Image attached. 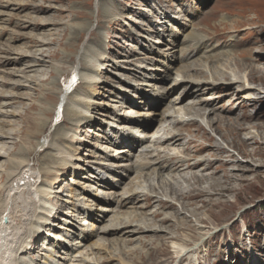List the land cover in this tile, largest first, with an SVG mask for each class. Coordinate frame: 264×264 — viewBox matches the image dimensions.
Segmentation results:
<instances>
[{"label": "rangeland", "instance_id": "obj_1", "mask_svg": "<svg viewBox=\"0 0 264 264\" xmlns=\"http://www.w3.org/2000/svg\"><path fill=\"white\" fill-rule=\"evenodd\" d=\"M49 5L53 8L50 7L47 9V6ZM163 12L168 13V26L161 25L159 22H157L163 20ZM50 15H56V17H58L55 19L53 18L57 23L54 26L52 25L54 21ZM35 16L48 18L49 22H51H48L43 28L41 27L40 23H35L37 22L33 19ZM76 25H80V27L84 25L82 36L79 40L77 39L78 43L76 53L79 55V52L82 49H86L88 52H94L95 48L96 52H100L103 54V56H106V58L101 60L103 66L98 70V72H96L98 77L102 80V82L96 84V89L99 94L98 96L96 95L93 97L97 103L103 104L99 105L100 108H98L96 105H93L91 109L92 114L104 122L94 120L89 123L79 124L78 130H76L77 132L74 131V134L76 137L81 138L82 140H79V143L77 142L78 140L75 142L66 141V144L69 145L71 143L70 145L78 147L76 155L78 154L77 157H79L83 162L73 161V163L79 167H83V170H73L72 168H67L64 171H61L59 174V179H61V182L55 184L53 187L54 191H56L53 193L55 197L50 198V201L51 204L58 203L60 206L64 205L60 199H66L67 197L65 195L70 194V191H75L76 193H81L79 197L84 196V198H86L85 204H91L95 209L97 207L103 208V206L113 209L115 208L116 204L110 203L109 207L108 204L97 203L91 196V193H99V195H103L100 194L101 190L99 189L102 188L99 187L101 184H97L98 182L93 183V177H95V175L92 174L95 172L97 176L98 171L100 172L102 170L99 169L98 165H95V163L86 164V161H96V163L105 162L108 164L111 163L114 166L123 164L132 166L133 168L136 167L137 163L144 162V160H142L144 159V155L143 153H139L141 150L139 148L135 151L129 152L130 158L128 160H115L113 156L107 158V156H104L103 152L99 150V148H105V150L108 152V154L110 153V155H125V152H117V150H120L118 145H108L103 139V137H105V133L103 132L106 128H110V126L107 124H113V122L108 117L103 115L106 113L112 114L113 109L118 111L121 108L122 111L120 110V113H116L115 111L114 114L116 116L123 114V110L124 112L129 113L130 110L128 111L127 109L131 106V102L138 100L136 97L129 96L130 92L132 94H134V92L133 90L127 92L129 88L125 85V83H137L138 87L149 89L148 92H144L147 94L146 97L154 98L151 101V109L146 107V109L131 107L133 111L137 110L140 112V115H138L137 118L138 121H140L139 118H141V112H145L146 114L150 112V116H144L146 128L142 132H140V128L138 126L133 124H130V130L136 135L141 136V138L148 136V139L146 138L147 140L145 141V144L148 145L147 148L150 149L149 152L152 151L150 154H156V151H153L154 147L160 151L166 148V145H159L157 147V144L151 142L154 137L155 129L161 123L162 112L173 98L177 97L178 99L180 98L183 100L185 95V92H183L184 89H182V87H176L175 89L170 90L172 81L175 78L176 68L187 63L188 61V59H186L188 56H186L184 59L182 58L183 54H186L185 49L188 47L192 48L197 39H199V43L203 41L205 44L207 42L203 49L198 53L200 58L203 60L204 57L209 54L216 55L220 54V52H223L225 53V57H219L220 61L218 60V64H221L225 60L222 65L228 64L229 67H232L231 63L234 60L238 61L245 50H250L248 54L252 56V58L259 57L261 54L264 55V0H0V60L2 61L0 63V81H6L4 82V85L3 83H0V93L5 92V94L17 95L10 98L0 96V106L2 103H9L4 107L1 106L0 111L9 112L12 109L18 110V116H7L0 114V125H4L2 128L7 130L10 127L9 129H13L12 132L17 134L12 135L13 138L1 139L2 141H9L6 143V145L12 147V151H10L11 153L18 151L22 146H26L28 144L33 145V143L38 140V138H43L46 140V144L43 146L44 148L37 146L33 153H29L30 151H24V153L22 152L25 156L28 155L27 158L30 162L28 167L19 169L18 171L16 170L17 173L15 172L14 177L11 178H6L3 173H0V187L2 188H0V198L2 197L0 202L2 205H0V231L2 232L3 237V239L0 241H6L2 244L4 246H0V253L7 251L14 245L16 246V244L20 241V239L17 240V237L21 234H24L25 232L27 233V229L29 227L27 222L28 219H30L29 214H31L34 209V206H32L30 201L33 200L34 197L36 198L34 183H38L42 179L40 174H38V170L44 164L42 158L54 153L53 149L46 148V146L52 142L54 137H56V133H58L57 130H64L66 127H68V124L60 123L61 118L63 117L61 113L62 105L55 106L56 108L54 109V113L50 118H48V125L46 129L38 137H30L28 140H25V137L23 136L25 134L24 130H33V124L31 121H34L37 119V117H40V106H51L50 104H52V102L49 103L44 99L40 100L43 94L50 93L52 94L51 97L54 98V91L59 89H69L70 92H73L75 89L77 90L80 82V79L77 75L70 74V69H73V66H77V63H79L77 54V57L74 55V58L71 59V61H68L69 58L66 56L67 60L65 63L61 62L59 57H56L54 60L44 58L50 62L47 63V66L48 64H51L52 66L55 65L60 69L63 68L67 71V73L65 72L63 76H58L56 80L53 79L54 75L48 77V75L44 74L43 77L45 82L51 80L46 86H50L52 89L56 88L55 90L49 91L50 89L45 90L44 83L37 81L39 84L36 86L31 82V80L27 81L25 78L21 77L24 75H33V69H35L37 66H33V68L30 67L26 70V72H20L23 68H25L24 62L27 61L31 63V61H33L32 58L25 57L22 60H18L19 62L16 63L13 62L12 58L19 57V55L15 53L17 50L14 53L13 51L10 52L8 50H12V47L14 46L23 47L24 44H30L29 37L31 36L42 38V35L45 34L44 38H51L52 40L57 38L56 40H60V42H57L54 47L63 53V51L65 52L64 48L69 40V36H75L73 32ZM61 27L63 32H56L55 29ZM99 35L101 37L100 40L98 39ZM145 36L146 38H144ZM224 38H226V43H222ZM155 40H162V43H157ZM229 41H231V43H229ZM46 47V45H40L35 48L30 46L29 48L27 47L25 49H28V51H33L34 49H44ZM150 48L156 49L155 52L148 54L147 51ZM19 51L20 50H18V52ZM227 52L228 54L230 52L234 54L228 55ZM239 52H242V54L238 55ZM163 54L168 55L165 56ZM36 56L39 57V55ZM7 58H11L12 60L5 62ZM217 58L218 57H216V59ZM175 59L177 60L175 62L176 65L174 66L175 68L170 69V71L165 69L163 63L159 64L154 62L155 64H153V62H151L161 61L164 62V64H170ZM141 66H144L145 68L152 67L159 70H145ZM140 73L146 74L147 76L141 77ZM67 77H71V80H65ZM154 77H156V82L153 80L155 79ZM76 78L78 79V84L73 88H68V81H73ZM18 82L19 85L17 87H13V83ZM143 82L144 84L154 83V86L151 88L149 86H143ZM247 84L248 86L256 88V91L264 92V83H260L259 81H249ZM32 89H34V91ZM198 89L199 90L195 95L192 94L194 96L184 98L182 101L183 106H185L186 103L189 104L191 101L196 99H209L213 93L216 94L215 98L218 99V95L223 92L204 89L203 85ZM244 91L245 90L239 91L237 93L235 92L236 96H234L235 93L230 92L228 96H223L222 98L218 99V109L215 108V113L224 115L226 114V116H235V114H243L246 112L244 110H247L248 107V109H250L253 113H258L260 115V119L257 118V120L254 121H259L258 123H260L261 127H263L262 123L264 122L261 121H263L262 119L264 118V99L258 101L254 107L248 105L241 107L239 104L244 101L242 100V97L246 95ZM255 92L248 94L250 97H256L257 95ZM121 98L128 101L123 104L124 102H122ZM137 104L141 106V103L137 102ZM105 105L108 106L105 107ZM147 105L148 103L143 106ZM220 106H224L226 111L231 109V112L220 110L222 109ZM194 107L201 108L203 106L200 107L197 104ZM218 111L220 112L218 113ZM201 112L204 113L205 111H202L201 109ZM131 116L132 115H130V117ZM211 117L214 119L216 116H213L212 114ZM249 127L250 128L247 132L248 134L241 133L237 138L232 137L235 142L234 148L227 147V149L224 150V154H227L228 152L231 153L234 155L231 159L239 160V167L246 166L252 170L248 172L245 171L246 174H244V180H240L239 177L238 180L231 181V184L234 185L232 187H235V190L225 193V196L220 198V201H223L224 204L217 206L211 205L215 202L213 198L210 203L209 198L197 199L198 201H196V206H198L200 210L198 211L199 213H197L200 214V216H202L204 213L209 214L211 218L210 223L218 225L206 226L205 228L207 230L205 231H208V233L203 237L204 240L202 239V241L198 242L197 246L195 245V248H186L187 251L195 249H197V251L194 254L189 251V253L186 254V256L189 257L185 258V256L182 259V253L178 254L175 252L176 249H174V246L172 247L171 244L173 239L170 238H164L162 240L157 238L159 240H156L150 244H147L148 242L141 243L137 240L129 241L126 242V244H123L122 241L117 245L118 249H123V247H126L125 249L127 250L129 248L135 247V250L131 252L132 254H129L128 256L130 261L136 262L138 259L142 261L144 260L145 262L143 264H264V137L260 139V137L257 136L259 131L255 130L251 126ZM75 129H77V127H75ZM206 131L215 137V139H218L221 146L224 147L226 145L225 142L221 141L219 136L215 134L211 128L206 127ZM158 134H160V132ZM252 134L257 136L254 143L249 139L246 140L248 135L250 136ZM198 141L203 142V140L199 139ZM227 141H230V139L226 138V142ZM205 143L207 144V142ZM108 149H113L114 151L111 152V150ZM172 149L173 150L167 152L170 154L177 152L178 156H184L180 151L181 148L179 146L175 145L172 147ZM246 150L253 151L255 157L248 158V156L243 154V151ZM103 157H106L105 160H102ZM198 158L199 157L192 158L191 161L197 160ZM2 161L5 162V157H0V162ZM156 164L157 163H154L150 166H145L146 168H143L144 173L141 172L142 174H137L138 172L136 173L133 171L128 178L123 179V182H121L122 184L120 183L119 186L115 188L116 192L120 194L123 187H126L125 185L128 184L129 179L134 177H139L135 178V181H140L141 184H144L145 180H148L149 182L152 180L154 185H156L155 182L158 180L157 176H155L156 171L152 172V166L157 168L158 165ZM228 164L229 165H226L225 168L226 170L230 171L233 163ZM197 169L198 168H194L193 170L198 171ZM123 170L124 168L119 166L110 167V170L103 171L102 175L104 173L110 177L113 176L114 179H119L118 173L125 172ZM115 171L118 172L115 173ZM175 171L173 170L171 173L170 170L166 168L165 170L158 173L169 177L170 175H175ZM147 173L149 174L147 175ZM108 182L115 184L114 180L111 179L110 181L108 179ZM171 182L174 184L175 181L171 179ZM83 188L86 189L88 193H83ZM94 188L96 190H94ZM158 190L159 189H157V191ZM119 197L120 196H118V198ZM138 198L139 200L135 204L136 207L131 205H123L124 208L122 207L123 209H120L119 211H131L132 209H136L137 212H144L142 217L148 218V216L145 215V211L148 213L151 212L154 210V207L158 206V203L152 198L154 201L153 205L147 207L144 205L143 196H139ZM141 205L144 206L141 208L142 210L137 209V207ZM177 206L179 207V204H177ZM72 209L73 208L69 209V211L67 209L68 213H71ZM179 210L180 208L178 211ZM187 210L185 209V211L182 212V215L187 216V220L194 222V218H192V220L189 218L190 213ZM167 211L171 213V210ZM74 213L76 212L73 211L72 215ZM95 214L97 215L99 212H96ZM113 214L114 212H109L108 215L111 216ZM57 215L60 216L59 214ZM80 217L82 218V215H80ZM95 218H97V216H95ZM52 220L55 222V224H57V227L60 226L64 229L69 228L70 231L72 230L74 232H79L78 229H75L71 226H65L55 218ZM91 222L95 227L92 226L91 228L87 224H91ZM81 223H84L83 225L86 226V230L88 231L95 229L96 226L99 225V223H96V221L93 222V220L89 218L84 220L82 219ZM74 224L79 229H83V226H81L79 223L74 222ZM45 228L49 229L50 233H60V239H63V233L59 230L57 231V228H49V226H46ZM45 231L47 230H44V232H41L38 236H36L35 239H33L32 250H30L31 246L28 247V253L30 252L32 255H34L33 259H36L35 264H43L44 261V248L48 243V241L44 242L48 239L47 238L45 240ZM160 233L165 234V232ZM207 236L210 237L208 238ZM75 237L76 241L78 239V241L81 240V237L78 238V236L74 235V238ZM102 237L103 236L96 232L93 236H91V238L89 237L80 244L84 243L85 245H92L94 242L99 243L103 241ZM108 237L110 238L112 235H109ZM24 239H22V241ZM30 239L31 238L27 239V241ZM65 241H68V239ZM49 242L52 244L54 243L55 245L53 239H50ZM104 242L106 245H94V248L88 247L87 249H82L81 247L77 250H82L81 253L73 251L72 256H67L69 261L62 259L57 260L63 264H92L91 262L89 263L83 260V258H85L84 253L93 252L90 256L96 258L97 256L107 257V252L110 250L114 251L110 248V245H107L108 242ZM156 244L161 245L158 247V251H156L154 248H151ZM15 246L12 248V251L10 249L11 252H9V255H7V257H11L9 258L11 262L9 259L7 260L8 264H23V260H18L17 256L15 255V253L17 254V252H15L17 247ZM97 246L101 249H98ZM53 249L59 250L56 245L53 247ZM121 252L124 251L121 250ZM146 252H150V254L148 255ZM58 255L61 257L64 256L63 254L61 255V253H58ZM194 257H197V259H194ZM30 259L31 258L28 257V261ZM33 259H31V261H33ZM98 264H101V260L100 263L98 262ZM106 264H119V262L115 260L114 257L111 262Z\"/></svg>", "mask_w": 264, "mask_h": 264}, {"label": "bare ground", "instance_id": "obj_2", "mask_svg": "<svg viewBox=\"0 0 264 264\" xmlns=\"http://www.w3.org/2000/svg\"><path fill=\"white\" fill-rule=\"evenodd\" d=\"M47 7H48L47 9H49L52 6L49 5ZM162 14H163V20L157 22H159L161 25L168 26L169 25L168 13L163 12ZM50 16L54 21L52 25L53 26L56 25L57 23L54 19L58 17H56V15H50ZM33 19L37 21L35 23H40L41 27L43 28L49 22L48 18H44V17L35 16ZM55 30L58 33L63 32L62 27L57 28ZM83 31H84V25H82L81 27L80 25L75 26L74 32L72 31L73 34H75V36H69V40L64 48L65 52L63 51V53H61L60 51H58L57 48L54 47V45L57 42H60V40H56L57 38L53 40L51 38H44L45 34L42 35V38L31 36L29 37L30 44H24L23 47L14 46L12 47V50L9 49L8 51L10 52L13 51L14 53L17 50L15 53H17L19 57L12 58L13 62L16 63L19 62L18 60H22L25 57L32 58L33 61H31V63L27 61L24 62L25 68H23L20 72H26V70L29 69L30 67L33 68V66H37L35 69H33V75H26V76L24 75L21 76L22 78H25L27 81L31 80V82L36 86L37 84H39V82L44 83L45 90H49V89H50L49 91L55 90L56 88L52 89L50 88V86L49 87L46 86L47 83H50L49 81L51 80L45 82L43 77L44 74L48 75V77L54 75L53 79L56 80L58 76L59 77L63 76L65 72L67 73V71L64 70L63 68L60 69L58 66L55 65L52 66L51 64H48L47 66V63L50 62H48L44 58L54 60L56 59V57L57 58L59 57L60 61L65 63L67 60L66 59L67 56L69 58L68 61L69 60L71 61V59L74 58V55L76 54L78 55V53H76L77 51L76 48L78 43L77 41L82 36ZM144 38H146V36ZM98 39L99 40L101 39L100 35L98 36ZM155 42L162 43V40H155ZM222 43H226V38L222 40ZM229 43H231V41H229ZM206 44L207 42L204 44L203 41L199 43V39H197L196 43L193 44L192 48L188 47L187 49H185L186 54L185 55L183 54L182 58L184 59L186 56H188L186 58L188 59V61L187 63L182 64L178 68H176L175 78L172 81L170 90H173L176 87L178 88L182 87V89H184L183 92H185L183 100L184 98L194 96L196 92H198L199 90L198 88H200L202 85L204 86V89H209L212 91H219V92L223 91L220 95H218V99L222 98L223 96H228L230 92L237 93L239 91L245 90L244 93H246V95L242 97V100L244 101L239 104V106L241 107L246 105L254 107V105H256L258 101L264 99V92L256 91L257 90L256 88L252 86H248L247 84V82L249 81H259L260 83H264L263 54L259 55V57L252 58V56L248 54L250 50H245L243 54L242 52H239L238 55L242 54V56H240L238 61L234 60L231 63L232 67H229L228 64L222 65L225 60L221 64H218V60L220 61L219 57H223V56L225 57V53L223 52H220V54H216V55L209 54L205 56L204 59L202 60L198 55V53L200 50L203 49L204 45ZM40 45L41 46L46 45L47 47L44 49L41 48L34 49L33 51H28V49H25L27 47L29 48L30 46H33L35 48ZM215 45H219V44H215ZM18 50L20 51L18 52ZM95 50L96 49L94 48V52H88V50L82 49L78 55L79 63H77V66H73L74 67L73 69H70L71 70L70 74L77 75L80 79L77 90L75 89V91L73 92H70L69 89L56 90L54 91L55 92L54 98L51 97L52 94L50 93L43 94L40 100L44 99L47 100L49 103L52 102V104H50L51 106L49 105L48 107L46 105L40 106V112H39L40 117H37V119L35 118L36 120L31 121L33 124L32 125L33 130L31 129L24 130L25 134L23 136L25 137V140H28V138L30 137H38L46 129L48 125V118H50L54 113V109L56 108L55 106L62 105L61 113L63 117L61 118L60 123L61 124L66 123L68 124V127H66V129L64 130H59V131L57 130L58 133H56V137H54L52 142L51 143L49 142L50 144L49 145L47 144L46 146V148L53 149L54 153L42 158L44 164L38 170L39 171L38 174H40L42 179L38 183H34L35 194L37 199L34 197V199L30 201L32 206H34V209L32 213L29 214L30 217L28 216L30 219H28L27 222V225L29 226V227L27 226L28 227L27 233L25 232L24 234H21L17 237V240L20 239V241L16 244V246L14 245L15 247H17V249L15 250L17 254L15 253V255L17 256L18 260L19 259L23 260V264H35L36 259H33L34 255H32L30 252L28 253V247L31 246L30 250H32L33 239H35L36 236H38L41 232H44V230H47L45 231V240L47 238L48 239L44 242L48 241V243L44 248L45 253L43 259L44 261L42 260L43 264H63L60 263L57 259H62L67 261L68 260L67 256H72L73 251H77L81 247L82 249H87L88 247L94 248V245H98V246L106 245L104 241L108 242L107 245H110V248L116 252L110 250L109 252H107L108 254V256L106 255L107 257L97 256L96 258L90 256L93 252L90 253L88 252V253H84L85 258H83V260L89 263L91 262L92 264H98V262L100 263L101 260V264L102 263L106 264L108 262H111L115 257V260H117L119 264H143L145 262L144 260L142 261L138 259L139 261L137 260L136 262H133L130 261V259H128L129 254H132L131 252L135 250V247L126 250L125 249L126 247L125 248L123 247V249L122 248L118 249L117 245L122 241L123 244H126V242L135 241V240L140 241L141 243L148 242L147 244H150L156 240L159 239L162 240L164 238L173 239L171 242L172 247L174 246L173 248L176 249L175 250L176 253L178 254L182 253L181 258L183 259L186 256V254L189 253V251L193 254L197 251V249L187 251L186 248H195V245L197 246V243L202 241L203 237L208 233V231H205L207 230L205 228L206 226L209 225L218 226L217 224L215 225L214 223H210L211 218L209 214L204 213L202 216L198 214L199 213L198 211L200 210L199 207L196 206V201H198L197 199L209 198V203H210L213 198L215 202L211 205L217 206L224 204L223 201H220V198L224 197L225 193L235 190V187H232L234 185L231 184L232 183L231 181L238 180L239 177L240 180H244L245 178L244 174L252 170L242 165H240L242 167H239L238 166L240 164L238 163L239 160L234 159L235 160L234 161L233 159H231L232 156L234 155H232L229 152L227 154H224L225 152L224 150L227 149V147L234 148L235 142L232 137L237 138L238 135H240L241 133H247L248 129L250 128L249 126L259 131L257 133V136H259L260 139L264 137V123H262L263 127H261V124L258 123L259 121L258 122L254 121L257 120V118H259L260 115L258 113H253L250 109H248V107L247 110L243 109L246 112H244L243 114H235V116H226V114L224 115V114L215 113L216 111L215 108H217L218 106L217 105L218 99L215 98L216 96L215 93L211 94V97H209V99H204V98L201 100L196 99L194 101H191L189 104L186 103L187 105L185 104V106L182 105V101H183L182 99L180 98L178 99L177 97H175L168 103L166 108L163 110L161 115V123L154 131L155 140L154 137L151 140L152 143L157 144L156 145L157 147L159 145H166V148L160 151L157 150L156 147H154L153 151H156V154H150L152 151L149 152L150 149H148L147 148L148 145L145 144V141L148 139V136L141 138V136L136 135L134 132L130 130V124H133L135 126H138L140 128V132H142L146 128V125L144 123L145 120L144 116L147 115L150 116V112L148 114H146L145 112L143 113L141 112V118H139L140 121H138L137 118L138 115H140V112L137 110L133 111L131 107L151 109L152 107L151 101L154 98L146 97L147 94H145L144 92H148L149 89H145L143 87L140 88L138 87L137 83L136 84L133 83L134 84L133 85L127 82L125 83V85L129 88L127 92H129L130 90H133L134 92V94L130 92L129 96L138 98V100L136 101L134 100L131 102L130 104L131 106L127 109L128 111L130 110L129 113L124 112L123 110V114L116 116L114 114L116 110L113 109L112 112L113 115L111 113H106L105 115H103L108 117L113 122V124L108 123L107 125H109L110 128H106L105 131L103 132L105 133V137L107 136L106 138L103 137L104 142L107 143L108 145H118L120 150H117V152L118 153L125 152V155L122 156H117L112 154L110 155V153L108 154L105 148L104 149L99 148V150H101V152H103L104 156H107V158L113 156L115 160L116 159L128 160L130 158L129 152L135 151L139 148L141 149L139 153H143L144 155V159H142L144 160V162L138 161L141 163H137L136 167L133 168L132 166L123 165V164L122 165L118 164L114 166L111 163L108 164L105 162L96 163V161L94 162L86 161V164L95 163V165H98V168L102 170L100 172L98 171L97 176L95 172H93L92 174L95 175V177H93L94 178L93 183L98 182L97 184L99 183L101 184L100 186L97 184L96 185L102 187L99 189L101 190L100 194L103 195H99V193H95V194L91 193V196L97 203H105L108 204V206L110 203L116 204L114 209L108 208L107 206L105 207L103 206V208L97 207L95 209L93 208L94 206H92L91 204H85L86 198H84V196L79 197L81 193H76L75 191H70V194L65 195L67 197L66 199L64 200L60 199L64 205L60 206V204L58 203L51 204L50 198L55 197L53 193L56 192L54 191L53 187L55 186V184L61 182V179H59L60 178L59 174L61 173V171H64L67 168H72L73 170H78V169L83 170V167L81 166L79 167L78 165L73 163V161H77V162L81 161V159L77 157L78 154L76 155L78 151L77 149L78 147L74 145H70L71 143L68 145L66 144V141L75 142L78 140L77 142L79 143V140H82L81 138L76 137V135L74 134L75 133L74 131L78 130L79 124L89 123L94 120H99L104 122L103 120L98 119L91 112L93 105H96L98 108H100L99 105L103 104V103H97L93 99V97L96 95L98 96L99 94V92L96 89V84L102 82V80L98 77V74H96V72H98V70L103 66L101 60L106 58V56H103L102 53L96 52ZM155 50L156 49L150 48L148 49L147 53L152 54L153 52H155ZM229 54H234V53L230 52ZM36 55H39V57H37ZM163 55L166 56L168 54H163ZM148 57H152V56H148ZM216 57L218 58L216 59ZM12 59L7 58L5 62H9ZM176 61L177 60L175 59L170 64H164V62L161 61H151V62H153V64H155L154 62H157L159 64L163 63L165 69H167V71H170V69L175 68L174 66L176 65L175 63ZM1 62L2 61L0 60V63ZM259 62L261 63V65ZM141 67L144 68L145 70H159L152 67H148V68H145L144 66ZM140 74L141 77L147 76L146 74L143 73ZM154 78L155 79L153 78L152 79L154 80V82H156V77ZM74 81L75 80L71 81V85H69L68 88L72 87ZM4 82L0 81V83H3V85L5 84ZM68 83L70 82L68 81ZM142 84H144V82ZM18 85L19 82L13 83V87H17ZM143 86H149L151 88L154 86V83L144 84ZM32 90L34 91V89ZM252 92H255L257 96L250 97L248 93H252ZM236 93L234 96H236ZM0 96L5 98L7 97L10 98L12 96H17V95L5 94V92H3L0 93ZM121 100L122 102H124L123 104H125L126 101H128L123 98H121ZM137 102L141 103V106L138 105ZM147 103H148L147 106H143ZM8 104L9 103H2L1 106L4 107ZM197 104L198 106L200 107L203 106V107L201 108L194 107ZM106 106L108 105H105V107ZM221 108L222 109L220 110L226 111L224 106H222ZM201 109L202 111L205 112L202 113ZM120 110L122 111V108ZM120 110L116 111V113L117 112L120 113L121 112ZM219 112L220 111H218V113ZM226 112H231V109H229V111ZM0 114L7 116L8 115L18 116V110L12 109L9 112L0 111ZM212 114L213 116H216L214 119L211 117ZM130 115L132 116L130 117ZM262 120L263 121L261 122H264V118ZM2 127H4V125L3 126L0 125V157H5V162L3 161L0 162V173H3L6 178L9 177L11 178L14 177V173L16 172V170L18 171L19 169L26 168L30 163L27 158L28 155L25 156L23 154L24 151H30L29 153H33L37 146L43 147L44 144H46L45 143L46 140L43 138L42 139L38 138V140H36L33 143V145L28 144L26 146H22L18 151L11 153L10 151H12V147L6 145V143H8L9 141L6 140L2 141L1 138L9 139V138H13L12 135H17V134L12 132L13 129H9L10 127L7 130ZM75 127H77V129H75ZM206 127L211 128L215 132V134L219 136L220 140L225 142L226 145L224 147L221 146L219 144L220 141L218 139H215V137H213L211 134H209L206 131ZM159 132L160 134H158ZM257 136L253 134L250 136L248 135V137L246 136L247 137L246 140L249 139L254 143L255 138H257ZM226 138H229L230 141L226 142ZM198 139L203 140V142L201 141L199 142ZM205 142H207V144ZM175 145L181 148L180 151L183 153L184 155L183 157L178 156L177 152H173L171 154L167 152L173 150L172 147ZM108 150H111V152L114 151L113 149H108ZM252 152L253 151L246 150L243 151V154L248 156V158L249 157L254 158L255 154L254 152L253 153ZM196 157L199 158L197 160L191 161L192 158H196ZM105 158L106 157H103L102 160H105ZM154 163H157L156 165H158L157 168L152 166L153 167L152 172L156 171V174L155 173L154 174L158 178V180L155 182L156 185H154L152 180H150V182L148 180H145L144 184H141L140 181L139 182L135 181V178H139V177H134L132 179H129L128 184L125 185L126 187H123L122 192L120 194L116 192L115 188L119 186L121 182H123L124 178H128L133 171H135L136 173L138 172L137 174L139 173L142 174L141 172L144 171L143 168L145 166L147 165L150 166L153 165ZM228 163H233L232 164L233 166L230 165L232 166L230 171L226 170L225 168L226 165H229ZM116 166L123 167L124 168L123 171H125L118 173L119 179H114L113 176L110 177L109 175H106L104 173L102 175L103 171L110 170V167H116ZM166 168L170 170L171 173L173 170L174 171L176 170L175 171L176 174L172 176L170 175L168 177L158 173L165 170ZM194 168H198L197 169L198 171H194L193 170ZM116 172L118 171H115V173ZM148 174L149 173H147V175ZM108 179L109 181L110 179L114 180L115 184L108 182ZM171 179L175 181L174 184H172ZM157 189L159 190L157 191ZM94 190L96 189L94 188ZM82 192L83 193L85 192V194L86 192L88 193V191H86V189L84 188L82 189ZM118 196L120 197L118 198ZM139 196H143L144 205L147 207L150 205L152 206L154 201L158 203L157 207L153 206L154 210H152L151 212L148 213L145 211L146 213L145 215L148 216V218L142 217L144 212L142 211L137 212L136 209L135 210L132 209L131 211H125V210L119 211L120 209L124 208L123 205L135 206V204L139 200L138 198ZM1 198H0V202H1ZM152 198L155 200L153 201ZM177 204H179V207L177 206ZM143 207L144 206L141 205L138 206L137 209H141ZM71 208H73L72 212L73 211L76 212L73 215L72 212L71 213L69 212L70 214L68 213L69 209ZM127 208H133V207H127ZM179 208L180 210L178 211ZM185 209L186 210L188 209L187 211L190 213L189 218L191 220L192 218H194L193 220L194 222L187 220V216L182 215V212L185 211ZM167 210H171V213H169ZM96 212H99V214L96 215L95 214ZM109 212H114V214L109 216L108 215ZM209 212H210V208H209ZM57 214H59L60 216H58ZM80 215H82V218L80 217ZM95 216H97V218H95ZM54 218L65 226H71L74 227L75 229H78L79 232H74L72 230L70 231L69 228L64 229L63 227L60 226L57 227V224H55V222L52 220ZM86 218L92 219L93 222L96 221V223H99V225L96 226L95 229H91L93 231L86 230V226L83 225L84 223L83 224L81 223L82 219L84 220ZM74 222L79 223L81 226H83V229H79L74 224ZM87 224L92 228L93 226L92 222L91 224L90 223ZM46 226H49V228L50 227L57 228V231L59 230L60 232L63 233V239H60V233H54V232L50 233L49 229L45 228ZM96 232L99 233V235L103 236L102 242L99 243L94 242L92 245L91 244L85 245L84 243L80 244L82 243V241L87 240L89 237L91 238V236H93ZM160 232H165V234H161ZM74 235L78 236V238L81 237V240L78 241L79 240L78 239L77 242L75 240L76 237L74 238ZM109 235H112V237L109 238L108 237ZM29 238L31 239L27 241V239ZM2 239H3L2 232L0 231V240ZM22 239L24 240L22 241ZM50 239L54 240L55 245L59 248V250L53 249L55 245L54 243L52 244L49 242ZM67 239L68 241H65ZM4 242L6 241L5 240L0 241L1 247L4 246L2 245ZM14 246L10 247L7 251H4L3 253H0L1 256L0 264H8L7 260L11 257H7V255H9V252L12 251V248H14ZM160 246L161 245L156 244L151 248H154L156 251H158V247ZM121 250H123L124 252H121ZM77 252L81 253L82 250H79ZM58 253H61V255L63 254L64 256L61 257L60 255H58ZM146 254L149 255L150 252L149 253L146 252ZM28 257L33 259V261H31V259L28 261ZM188 257L186 256L185 258ZM194 259H197V257L196 258L194 257Z\"/></svg>", "mask_w": 264, "mask_h": 264}]
</instances>
